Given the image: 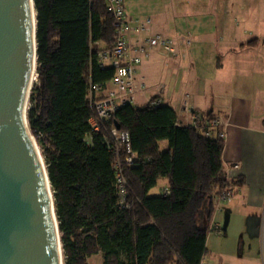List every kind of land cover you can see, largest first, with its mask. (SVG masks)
<instances>
[{
    "label": "trees",
    "instance_id": "trees-1",
    "mask_svg": "<svg viewBox=\"0 0 264 264\" xmlns=\"http://www.w3.org/2000/svg\"><path fill=\"white\" fill-rule=\"evenodd\" d=\"M33 6L35 75L26 118L49 181L62 264H86L96 253L101 264H200L211 198L236 182L224 177L221 127L203 136L177 124L174 109L162 100L151 104L159 97L151 96L117 107L86 144L89 100L105 95L113 74L97 62L112 43V15L104 0H33ZM90 83L101 89L88 96ZM111 125L127 132L134 152L131 164L120 161L124 207L117 205L115 155L101 142ZM159 179L168 192L149 194Z\"/></svg>",
    "mask_w": 264,
    "mask_h": 264
},
{
    "label": "crops",
    "instance_id": "crops-1",
    "mask_svg": "<svg viewBox=\"0 0 264 264\" xmlns=\"http://www.w3.org/2000/svg\"><path fill=\"white\" fill-rule=\"evenodd\" d=\"M173 1L161 24L147 17L175 46V57L152 60L144 74L150 81L160 73L165 90L137 96H159L181 116L188 93L193 109L224 120L220 159L238 164L236 182L211 215L200 264H264V0Z\"/></svg>",
    "mask_w": 264,
    "mask_h": 264
},
{
    "label": "water",
    "instance_id": "water-1",
    "mask_svg": "<svg viewBox=\"0 0 264 264\" xmlns=\"http://www.w3.org/2000/svg\"><path fill=\"white\" fill-rule=\"evenodd\" d=\"M33 0H0V264H62L52 194L26 118Z\"/></svg>",
    "mask_w": 264,
    "mask_h": 264
},
{
    "label": "built area",
    "instance_id": "built-area-1",
    "mask_svg": "<svg viewBox=\"0 0 264 264\" xmlns=\"http://www.w3.org/2000/svg\"><path fill=\"white\" fill-rule=\"evenodd\" d=\"M106 9L111 13L112 24L115 29L112 43L109 47L102 48L97 53V62L100 67L113 68V74L109 80V85L105 89V95L96 100H89L92 106V114L88 118L90 131L83 135V141L91 144V131L100 132L103 122L110 119L112 113L120 105L132 102L134 93L143 87V79L136 73V65L141 57L147 55L151 50H156L165 57H175L176 51L171 37H166L158 32H153L149 27V19L136 18L123 6V0H104ZM96 43V41L94 42ZM100 83H90L88 85V96L91 91H99ZM149 100V98L147 99ZM161 101L160 97L150 100L151 104L157 105ZM181 116H176V123L197 127L203 136H211L214 129L225 124L224 120L215 115L209 117L200 111L193 109L189 102L188 93H184L180 103ZM101 142L108 150L115 155V186L117 190V205L125 206L127 196V183L120 170V161L131 164L134 159V152L130 149L128 135L124 130L111 125L109 129L103 128ZM222 136L223 130L217 132ZM238 164L236 162L227 163L223 166L226 180L232 179ZM162 193H167L164 186ZM233 188L229 185L223 186L212 196L213 212L218 205L232 194ZM212 212V213H213Z\"/></svg>",
    "mask_w": 264,
    "mask_h": 264
},
{
    "label": "rangeland",
    "instance_id": "rangeland-1",
    "mask_svg": "<svg viewBox=\"0 0 264 264\" xmlns=\"http://www.w3.org/2000/svg\"><path fill=\"white\" fill-rule=\"evenodd\" d=\"M173 3V0H123V6L125 10L133 12L138 17H154V20L157 21L158 24H161L162 21H164V18L168 14L171 5L170 3ZM149 54L146 56H142L140 60V66H142V71H139L143 75V87L140 91H164L165 90V83L164 80L161 78H157L160 76V73H156L155 77H153L150 81L147 80L145 77L146 74H152L151 68L154 66L155 60L160 65V58L167 59L166 57L160 55V54H151L152 51L148 52ZM182 55L179 53V57ZM149 60V61H148ZM168 60V59H167ZM142 61V62H141ZM151 61V62H150ZM151 64V65H150ZM139 65V64H138ZM137 65V66H138ZM135 76L138 74L134 73ZM145 74V75H144ZM138 91V90H137ZM139 92L134 93V98L132 100V103L138 104L143 101L142 98L137 96ZM149 95V92H147V96ZM146 96V98H148ZM164 182L159 179L154 186H152L149 190V194H157L160 192L161 188L163 187ZM230 260L232 261L231 257L225 256L224 262ZM86 264H101V256L100 253H96L86 259ZM225 264V263H224ZM226 264H232L226 263Z\"/></svg>",
    "mask_w": 264,
    "mask_h": 264
},
{
    "label": "bare ground",
    "instance_id": "bare-ground-1",
    "mask_svg": "<svg viewBox=\"0 0 264 264\" xmlns=\"http://www.w3.org/2000/svg\"><path fill=\"white\" fill-rule=\"evenodd\" d=\"M33 80H34V72H33V70H32L31 73H30V76H29V81H30V83H31Z\"/></svg>",
    "mask_w": 264,
    "mask_h": 264
}]
</instances>
